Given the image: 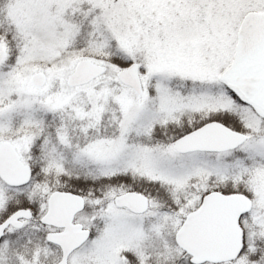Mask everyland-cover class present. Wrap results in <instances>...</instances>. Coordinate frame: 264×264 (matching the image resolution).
Returning <instances> with one entry per match:
<instances>
[{
	"label": "snow or ice",
	"instance_id": "snow-or-ice-1",
	"mask_svg": "<svg viewBox=\"0 0 264 264\" xmlns=\"http://www.w3.org/2000/svg\"><path fill=\"white\" fill-rule=\"evenodd\" d=\"M0 264H264V0H0Z\"/></svg>",
	"mask_w": 264,
	"mask_h": 264
}]
</instances>
